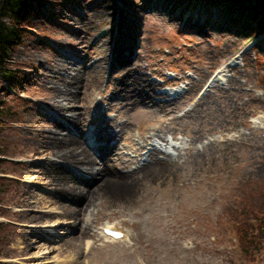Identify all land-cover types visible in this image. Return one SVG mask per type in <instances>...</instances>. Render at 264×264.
Wrapping results in <instances>:
<instances>
[{"label":"rangeland","instance_id":"rangeland-1","mask_svg":"<svg viewBox=\"0 0 264 264\" xmlns=\"http://www.w3.org/2000/svg\"><path fill=\"white\" fill-rule=\"evenodd\" d=\"M154 1L167 10L153 11ZM107 2L115 6L113 20L121 18L130 34L135 59L110 77L103 75L101 87L85 93L80 112H88L81 137L112 130L111 119L126 122V133L109 141L124 155L118 172L139 170L138 163L158 148L157 133L168 138L165 152L176 165L134 185L101 186L110 188L111 198L100 193L91 198L88 220L96 236L72 243L59 227L66 209L56 204L54 184L62 183L45 169L59 160L44 140L53 134L47 121L65 120L56 102L65 103L63 94L56 96L55 90L71 81L74 62L81 56L88 64L104 57L105 51L90 44L102 33L116 34L111 16L99 20ZM225 18L195 0L41 1L27 36L12 53L18 80L2 83L0 90L8 104L21 102L4 118L2 132L1 148L8 150L0 154V181L10 190L0 203V225L14 229L0 249V264H264L246 260L234 234L255 222L264 194V128L250 123L264 114V38ZM129 68H139L142 81L154 85L141 91L169 100L166 112L126 107L120 93L114 97L115 82ZM166 86L178 94H161ZM104 143L92 141L96 147ZM158 149L156 157L165 159ZM103 226L116 227L125 237L110 241L101 236ZM257 259L264 260V250Z\"/></svg>","mask_w":264,"mask_h":264},{"label":"bare ground","instance_id":"bare-ground-1","mask_svg":"<svg viewBox=\"0 0 264 264\" xmlns=\"http://www.w3.org/2000/svg\"><path fill=\"white\" fill-rule=\"evenodd\" d=\"M150 8L153 11L157 10L159 12L167 10L165 5L162 2L159 3V1H154ZM114 9V5H111L109 2L105 3V6L101 9L99 20L105 21L106 18L111 16L109 21L116 23V34L113 36L112 30L109 33H102L98 37H102V39L96 41L94 44H90V48L93 47V49L105 51L104 57H100V59L91 64H88L85 56H81L80 59L74 62L76 69L72 73H69L71 81H68L62 89L55 90L56 96L61 93L63 94L62 101H65V103L56 102L58 113L62 117L64 115L63 118L65 120L63 119L64 122H62L59 116H54L52 121H47L49 124L47 129L48 131L53 129L51 131L53 134L52 136L48 135L45 137L44 146L49 147L53 153L52 156L60 162L56 161L59 165L53 161L48 162L45 169L47 170V176L55 179V182L62 183V185L59 183L55 185L54 181H52L55 190L59 193L56 204L66 209L61 213V217L58 218L59 227L66 232L69 241L72 243L77 242L78 238L80 240H92L96 236L97 233L93 230V222H89L88 220V215L92 213L91 198L98 193L106 200L111 198L110 188L108 187L109 189H107L106 185L111 186L113 183L123 184L124 182L134 185L145 181L149 177L167 174L176 165L173 158H167L169 156L167 153L163 152L165 159L157 158L156 154L157 152L161 154V150L155 146L152 147L147 158L142 161L139 170L136 169L134 172L125 171L123 174L120 171L118 172V167L122 165L121 162L124 155L116 153L118 144L109 143V141L121 137L123 133H126L124 132V129L128 128V126H125L126 122L119 123L115 119H111L109 127L112 130L103 132L104 128H101L97 132L98 134L90 132L85 138L81 137L80 133L82 131L86 132L83 121L85 120L84 115L88 112L87 108L84 110V115L80 112L82 110L80 103L85 98V93L91 90L90 87L93 89L101 87L102 81L100 79L103 75H107L108 78L115 70L127 67L135 59L132 51H129L131 37L123 28L124 23L121 21L122 19L116 18L113 20L116 12ZM107 36L108 39L106 38ZM111 37L113 38L112 42L110 41ZM83 40L87 42L86 38ZM110 43L113 46H110ZM108 57L109 61L107 63ZM225 68H229V66L226 65L223 69ZM120 79L121 77L118 82H115L114 89H117L118 93H114V97L120 93L119 98L122 101L120 103H126L124 106H133V108L140 110L144 109L145 112H148L149 109L152 112H166L168 110L169 100L161 102L155 98V93L150 98L148 91H141V86L152 88L154 85L150 83L146 84L142 81L139 68H129L125 77ZM98 93L100 94L101 90ZM77 105H80L79 111H76ZM56 130L62 131V133L56 135V132L54 133ZM156 136L166 145L168 140L166 136L159 133ZM93 140L105 143L96 147L92 145ZM140 172L141 175L134 178V174ZM103 185L105 186L101 187ZM82 209L84 210L81 213ZM101 236L103 237L104 235L101 234Z\"/></svg>","mask_w":264,"mask_h":264},{"label":"trees","instance_id":"trees-1","mask_svg":"<svg viewBox=\"0 0 264 264\" xmlns=\"http://www.w3.org/2000/svg\"><path fill=\"white\" fill-rule=\"evenodd\" d=\"M41 1L0 0V90L2 89V83L18 80L20 74L18 64L11 59L12 53L22 43L24 36H27V29L31 27V19L37 12ZM195 2L205 3L213 7L214 10H219L223 17H227L225 19L227 20L226 23L230 22L229 25L240 27L253 36L262 32V38H264V0H195ZM14 103L17 104L16 107L13 103L12 106L3 100L0 93V154H3L2 152L7 149L1 148V141L4 138L2 132L6 128V119L4 118L13 114L11 112L12 108L16 109L21 104L19 101ZM9 150L14 151V148ZM9 190L10 185L1 180L0 203H4V193L8 194ZM260 195L262 198L258 203V214H255V222L249 226H239L234 233L237 235L238 241L236 248L242 251L246 260L249 259L257 263L264 262L263 259H257V256H261V252L264 250V194L260 193ZM11 229L14 228L0 225V249L3 242L7 240V236L12 232Z\"/></svg>","mask_w":264,"mask_h":264},{"label":"clouds","instance_id":"clouds-1","mask_svg":"<svg viewBox=\"0 0 264 264\" xmlns=\"http://www.w3.org/2000/svg\"><path fill=\"white\" fill-rule=\"evenodd\" d=\"M250 123L256 128H264V114L254 115Z\"/></svg>","mask_w":264,"mask_h":264}]
</instances>
